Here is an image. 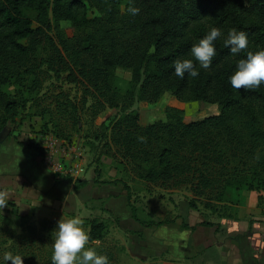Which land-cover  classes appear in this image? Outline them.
Segmentation results:
<instances>
[{
    "label": "trees",
    "instance_id": "16d2710c",
    "mask_svg": "<svg viewBox=\"0 0 264 264\" xmlns=\"http://www.w3.org/2000/svg\"><path fill=\"white\" fill-rule=\"evenodd\" d=\"M130 6L139 13L129 14ZM61 22L70 24L71 34ZM211 27L224 36L232 28L245 31L248 47L233 55L222 36L208 69H199L196 78L177 77L173 62L191 58L192 45ZM259 47H264V0H0V132L17 123L29 103L42 119L50 115L55 135L64 139L69 136L59 130L54 114L74 127L82 110L96 116L117 109L121 113L108 119L102 153L121 157L146 182L188 187L190 208L198 209L195 199H202L214 212L213 203H232L235 193L242 202L243 191L264 188V83L237 90L229 81L239 59ZM117 68L131 71L124 92L115 84ZM51 79L81 87V101L59 90L54 107H42L40 93ZM165 93L181 102L216 104L219 111L186 121L174 110L165 121L141 125L133 104L156 103ZM30 146L42 155L40 146L33 141ZM66 179L74 180L75 188L89 182ZM17 217L20 233L14 220L0 215V259L10 253L23 256V264H52L57 223L44 219L35 226L27 216ZM87 221L89 242H102L105 223ZM98 253L115 259L110 247Z\"/></svg>",
    "mask_w": 264,
    "mask_h": 264
},
{
    "label": "rangeland",
    "instance_id": "374dc122",
    "mask_svg": "<svg viewBox=\"0 0 264 264\" xmlns=\"http://www.w3.org/2000/svg\"><path fill=\"white\" fill-rule=\"evenodd\" d=\"M89 16H96V13L90 12ZM61 26L67 33L71 34L72 29L68 22H61ZM115 76L116 86L122 92L126 91L131 79V71L117 68ZM59 90L65 91L67 96L76 103L81 101V87L51 79L45 82L40 93V98H43L40 101L41 106L53 108L55 96ZM90 102L91 99L88 104ZM30 106L29 103L24 110H21L17 116V123L8 125L5 132L8 131L9 134L13 132L18 136L25 131L27 132L26 136L35 134L36 137L32 139L33 144L42 148V155L51 154V158L59 156L58 162L60 164L55 167L53 165V167L60 178L66 179L71 175L73 179L85 177L88 178L89 182L91 181L93 186H97L100 191H103V201L92 202L81 219L87 232L89 231L87 220L98 218L105 223L106 235L104 240L95 243L88 242L87 246L95 248L97 252H100L103 247L112 248L115 259L109 264H158L157 258L150 260L147 251L150 240V232L147 227L153 214L159 218L174 219V224L179 226L182 221L190 220L191 215L193 216L191 218L195 219L193 222L210 219L208 218L210 214L227 213L231 205L236 206L241 202L235 198V193V196H230L228 200L232 203H213L216 211L210 212L203 207L202 199H195L198 210L194 211L188 205V201L193 198L188 187L167 188L146 182L140 179L132 165L121 157L113 158L102 153L104 150L103 143L106 141V134H108V119L121 113L117 109L106 108L96 116H93L89 111L82 110L79 115L80 122L74 127L71 121L59 119V116L54 114L53 117L58 122L59 130H62L61 132L65 136H69L68 139H64L55 135L53 123L49 122L50 115L42 119L41 116L35 114L37 109ZM131 110H136L139 113L141 125H147L156 121H165L171 114L170 112L174 110L179 111L186 121H193L217 114L219 108L216 104L200 101L181 102L165 93L156 103L135 102ZM50 142H53V145ZM45 143L48 146H44ZM17 146L13 138L9 136L0 142V171L18 170L30 173L32 163L24 161L20 164V155L32 153L28 150L19 151ZM50 147L58 150H52ZM62 148L67 153L63 152ZM15 155L16 157H14ZM5 159L11 161L9 164L14 162V165H7ZM33 175L36 176V174ZM125 184L129 189L130 203L127 200L128 191L124 187ZM261 206L264 208V200H261ZM9 218L14 220L16 233H20L19 225L22 219L20 217ZM217 219L213 216L210 220L216 221ZM26 220L35 226H38L40 222L34 224L29 217ZM140 221L146 222L147 225L140 223ZM205 231L207 233V229ZM185 234L182 229L179 231L173 229L168 235L166 233V236L170 242L183 245L186 239ZM179 244L174 245L175 249L178 250Z\"/></svg>",
    "mask_w": 264,
    "mask_h": 264
},
{
    "label": "crops",
    "instance_id": "0c3cea01",
    "mask_svg": "<svg viewBox=\"0 0 264 264\" xmlns=\"http://www.w3.org/2000/svg\"><path fill=\"white\" fill-rule=\"evenodd\" d=\"M6 130L7 127L0 132V142L8 136L13 138L19 151L28 150L32 153L21 154L20 164L30 161L32 165L30 173L0 171V192L5 193L7 200V204L0 208V215L27 216L34 224L44 219L58 222L74 216L82 218L92 202L103 201V191L93 186L91 181L75 188L74 181L60 178L54 168L60 164L59 156L51 158V154L40 155L30 146L35 134L26 136L25 131L18 136L13 132L6 133ZM44 146H48L47 143ZM62 150L67 153L64 148ZM5 161L7 165L11 162ZM12 164L14 162L9 165ZM241 199L242 202L231 205L227 213L208 216L210 219L217 217L216 221L201 219L193 222L195 219L191 215L190 220L182 221L179 226L174 224V219L159 225L157 223L166 218L151 215V223L147 227L150 232L147 247L150 260L157 258L158 264H264V208L261 206L264 188L259 191L245 190L241 193ZM203 222H210L211 225L205 226ZM173 229L185 231L183 245L170 242L166 236ZM176 244H179L178 250L174 247Z\"/></svg>",
    "mask_w": 264,
    "mask_h": 264
},
{
    "label": "clouds",
    "instance_id": "9594fccd",
    "mask_svg": "<svg viewBox=\"0 0 264 264\" xmlns=\"http://www.w3.org/2000/svg\"><path fill=\"white\" fill-rule=\"evenodd\" d=\"M127 11L135 16L140 9L130 6ZM222 36L224 46L233 55L248 47V35L245 31L232 28L224 36L220 28L211 27L197 43L192 45L191 58H178L173 62L175 75L183 79L187 73L189 77L196 78L200 74L199 69H208L216 55L215 42ZM229 81L237 90L255 89L264 83V47L249 51L244 58L239 59ZM6 204L5 193L0 192V208ZM54 230L52 264H109V257L106 254L98 253L95 248L87 246L90 236L80 217L60 219ZM22 257L5 253L0 259V264H7L9 260L12 264H23Z\"/></svg>",
    "mask_w": 264,
    "mask_h": 264
},
{
    "label": "built area",
    "instance_id": "2783aa9c",
    "mask_svg": "<svg viewBox=\"0 0 264 264\" xmlns=\"http://www.w3.org/2000/svg\"><path fill=\"white\" fill-rule=\"evenodd\" d=\"M75 172H78V171H75Z\"/></svg>",
    "mask_w": 264,
    "mask_h": 264
}]
</instances>
